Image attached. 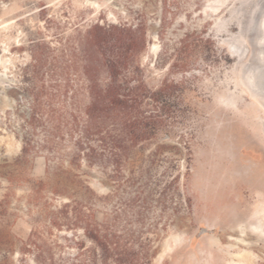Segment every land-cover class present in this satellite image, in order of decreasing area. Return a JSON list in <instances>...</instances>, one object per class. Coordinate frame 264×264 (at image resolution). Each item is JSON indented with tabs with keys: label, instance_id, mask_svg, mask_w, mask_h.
Here are the masks:
<instances>
[{
	"label": "rangeland",
	"instance_id": "obj_1",
	"mask_svg": "<svg viewBox=\"0 0 264 264\" xmlns=\"http://www.w3.org/2000/svg\"><path fill=\"white\" fill-rule=\"evenodd\" d=\"M263 15L264 0H0V264H71L83 232L56 223L70 196L116 230L142 210L161 234L154 264H264V108L246 88ZM103 22L142 27L140 74L174 112L168 135L131 153L121 186L84 162L71 175L24 155L21 140L34 53L64 66L63 48Z\"/></svg>",
	"mask_w": 264,
	"mask_h": 264
},
{
	"label": "trees",
	"instance_id": "obj_2",
	"mask_svg": "<svg viewBox=\"0 0 264 264\" xmlns=\"http://www.w3.org/2000/svg\"><path fill=\"white\" fill-rule=\"evenodd\" d=\"M144 43L141 26L103 22L79 33L77 44L63 48L68 57L64 66L52 64L47 52L34 53V77L24 88L31 104L22 124L23 154L42 152L48 164L66 162L70 169L63 172L71 175L84 162L103 173L104 184L121 186L131 153L141 143L168 135L174 118L165 90L151 91L140 74L138 58ZM56 75L59 82L48 84L46 77ZM128 182L135 186L138 180L132 175ZM139 198L130 200L132 209ZM64 210L56 223L64 221L72 233L83 232L71 264H154L161 234L148 235L142 210H134L122 230L111 222L99 223L88 202L71 196ZM49 260L61 264L53 257ZM40 261L36 258L37 264Z\"/></svg>",
	"mask_w": 264,
	"mask_h": 264
},
{
	"label": "bare ground",
	"instance_id": "obj_3",
	"mask_svg": "<svg viewBox=\"0 0 264 264\" xmlns=\"http://www.w3.org/2000/svg\"><path fill=\"white\" fill-rule=\"evenodd\" d=\"M241 53L237 56L242 59L244 56L245 51H240ZM260 59V58H259ZM261 60V59H260ZM261 62V61H260ZM255 72V80L250 81L248 84H246V88L248 89L249 93L256 99L261 100L260 104L264 108V63H258L252 67V69H249L248 71V77ZM242 233H244L242 231ZM232 239V238H231ZM236 242H241L242 239L235 238Z\"/></svg>",
	"mask_w": 264,
	"mask_h": 264
},
{
	"label": "water",
	"instance_id": "obj_4",
	"mask_svg": "<svg viewBox=\"0 0 264 264\" xmlns=\"http://www.w3.org/2000/svg\"><path fill=\"white\" fill-rule=\"evenodd\" d=\"M259 36L257 38L256 47L258 56L254 60V65L264 63V15L258 22ZM261 60H260V59ZM261 61V62H260ZM254 65L252 67H254ZM252 67L250 69H252ZM248 77V81L255 80V72Z\"/></svg>",
	"mask_w": 264,
	"mask_h": 264
}]
</instances>
